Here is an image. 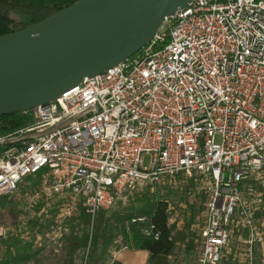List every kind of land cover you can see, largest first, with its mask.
<instances>
[{
	"label": "built area",
	"instance_id": "1",
	"mask_svg": "<svg viewBox=\"0 0 264 264\" xmlns=\"http://www.w3.org/2000/svg\"><path fill=\"white\" fill-rule=\"evenodd\" d=\"M22 114L0 134V198L56 202L63 221L181 187L201 206L195 264H264V0H191L133 56Z\"/></svg>",
	"mask_w": 264,
	"mask_h": 264
},
{
	"label": "water",
	"instance_id": "2",
	"mask_svg": "<svg viewBox=\"0 0 264 264\" xmlns=\"http://www.w3.org/2000/svg\"><path fill=\"white\" fill-rule=\"evenodd\" d=\"M191 0H79L0 36V116L57 98L130 58Z\"/></svg>",
	"mask_w": 264,
	"mask_h": 264
},
{
	"label": "trees",
	"instance_id": "3",
	"mask_svg": "<svg viewBox=\"0 0 264 264\" xmlns=\"http://www.w3.org/2000/svg\"><path fill=\"white\" fill-rule=\"evenodd\" d=\"M77 1L79 0H0V36L38 23ZM16 114L0 116V134L22 124ZM7 198H0V201ZM134 200L135 205L110 216H105L104 210H98L92 217L84 208H80L79 215L68 220L70 232L64 245L57 249L53 245L45 244L35 247L32 242H26L20 237L22 232H15L3 241L5 257L2 264H54L45 261L48 257L55 258L56 253L63 251L67 260L61 264H104L113 250L122 247L148 251L150 256L147 264H175L170 261V257L177 248H181V244L186 243L188 250L192 248L191 223L188 222L180 230L176 229V224L167 225V202L148 191L136 195ZM52 212L53 210H50V213ZM55 215L56 213L46 224L34 217L27 221V226L31 230L50 227L56 224ZM141 215L148 216L150 222L155 225L156 230L160 232L159 239L145 238L141 234L144 223L131 222L132 218ZM81 252L84 255L78 262L76 260ZM113 264L119 263L114 261Z\"/></svg>",
	"mask_w": 264,
	"mask_h": 264
},
{
	"label": "rangeland",
	"instance_id": "4",
	"mask_svg": "<svg viewBox=\"0 0 264 264\" xmlns=\"http://www.w3.org/2000/svg\"><path fill=\"white\" fill-rule=\"evenodd\" d=\"M29 113L33 111V109L28 110ZM23 111L17 112L16 117L20 118L24 117L22 120V124L30 123V120H27L28 116H24L22 114ZM24 121V122H23ZM144 166L148 167L150 165V157L145 156L143 158ZM40 174L35 176H28L24 177L20 182V188L24 191H27L32 185L37 184L39 181ZM186 187H184L185 189ZM139 194L142 195L144 192H147L145 189L138 191ZM158 199L167 198L172 204L176 207V212L178 213V224H176V229H182L186 226L188 222L192 224L196 220L198 216L201 206L199 205H188L187 201L185 200L187 196H185V192L181 190V187L176 189L171 188H159L157 193L154 194ZM135 196V195H134ZM134 196L132 198H134ZM186 197V198H185ZM135 199V198H134ZM132 199L128 206H133L136 204V201ZM53 205L51 207H45L43 204H38L34 208H29L27 204H25L22 200L14 199L12 197H8L6 200L0 201V264H2L3 258L5 257V244L3 241L7 239V237L15 232L20 233V237L24 239V241L32 242L34 246H43L45 245H53L56 249L60 248L64 245L65 238L67 237L68 233L70 232V228L68 225V220L72 217H77L79 212L70 218H67L63 221L62 219H58L55 215V222L56 224L51 225L50 227H43L41 229L31 230L27 226V221L38 217L39 221L42 224L48 223V219L53 216V214L57 213V206L58 203L52 202ZM187 204V206H186ZM45 207V210H44ZM126 208L117 207L114 210L105 211V216H110L114 212L125 210ZM50 210H53L50 213ZM18 213V214H17ZM24 222V223H23ZM262 223H264V216L262 218ZM56 226H60L62 228V235L56 232L54 228ZM64 229H67L66 231ZM41 230V232H39ZM190 233L192 235V248L186 249V243L181 244V248H177L174 252V255L170 257V261L172 263L177 264H195L197 254L199 252L200 246V239L197 236V228L194 230L190 227ZM234 242L235 241L234 239ZM264 253V249L262 250ZM57 256L55 258L48 257L45 262L50 261L54 264H61L63 261L67 260L65 256V252L56 253ZM84 255L81 252L80 257L76 260L80 262L81 257ZM111 256L107 258L105 261L108 262ZM85 263V259L83 261ZM104 263V264H105Z\"/></svg>",
	"mask_w": 264,
	"mask_h": 264
},
{
	"label": "crops",
	"instance_id": "5",
	"mask_svg": "<svg viewBox=\"0 0 264 264\" xmlns=\"http://www.w3.org/2000/svg\"><path fill=\"white\" fill-rule=\"evenodd\" d=\"M149 252L146 250L122 249L115 256V261L119 264H147Z\"/></svg>",
	"mask_w": 264,
	"mask_h": 264
}]
</instances>
